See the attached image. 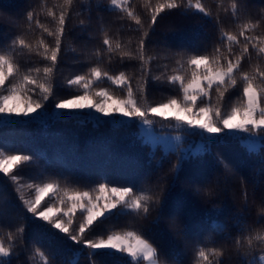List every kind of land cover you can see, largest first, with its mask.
I'll use <instances>...</instances> for the list:
<instances>
[{"label":"trees","instance_id":"16d2710c","mask_svg":"<svg viewBox=\"0 0 264 264\" xmlns=\"http://www.w3.org/2000/svg\"><path fill=\"white\" fill-rule=\"evenodd\" d=\"M201 2L210 16L193 15L194 10L174 9L161 13L154 28L148 29V8L154 7L156 0H130L129 6L143 23L141 29L118 9L106 10L109 0H74L52 77L54 95L46 102L50 104L46 112L56 109L55 104L61 99L82 95V86H69L67 81L77 75L88 77L92 67H99L110 75L125 73L136 102L142 107H154L181 96L178 85L166 82L169 75L190 76L187 65L181 67L177 61L191 54H212L217 46L225 51L220 39L222 30L238 36L240 43L232 45L234 54L240 53L245 43L244 37L238 35L243 23L260 20V27L246 31L245 35H264V0ZM233 2L237 4L235 15L231 9ZM62 3L63 0H0V53L11 55L21 74L30 68L42 69L48 62L34 51L29 53L27 49L12 47V41L21 36L34 47L40 39L54 46V37L37 27L36 21L54 31L56 21L47 12L52 9L58 17ZM29 12L33 13L31 22L27 19ZM145 30L149 32L145 59L153 57L147 64V77L138 58L121 59L118 52H107L103 44L107 33L113 42L118 40L124 50L135 54ZM257 46H260L258 42ZM249 49L250 55L243 58L240 71L251 73L257 64L264 69V54L258 56L251 45ZM162 74V79H154ZM40 75L42 78V72ZM237 78V87L225 95V112L240 97L239 72ZM145 79L147 87L141 94L139 86ZM14 82L15 78L8 83ZM102 88L114 98L126 97V88L117 87L107 79L94 82L92 92ZM215 96L213 90V103ZM162 119L158 117L159 121ZM262 146L249 151L239 138L225 136L218 143L212 140L203 152L183 157L175 150L165 152L160 147L152 148L140 136L135 121L114 124L107 116L93 119L67 111L44 119H0V151L6 155L32 156L29 164L15 170L21 177L20 184L25 186V198L35 197V189L27 188L28 184L42 185L49 181L58 182L61 189L88 191L93 197L100 194L98 185L101 183L109 187H132L136 194L151 196L149 213L101 218L86 232L85 238L106 239L112 233L136 231L157 248L159 264H196L195 250L201 246L221 249L223 255L216 259L222 264H249L252 256L258 260L264 253V241H254L251 253L246 255L244 237L256 232L264 235ZM16 187L0 173V237L7 243L9 232L16 236L10 257L12 264H44L34 255L37 248L45 253L48 264H70L71 261L93 264L91 250L74 244L64 233L52 229L63 238L57 240L36 223L26 220ZM61 196L62 192L49 193L42 204L59 207ZM65 206L67 204H62ZM82 220L83 216L76 212L73 228H78ZM19 227L24 228L23 233H17ZM6 259L9 258H1L0 262ZM129 260L127 254L116 253L96 256L95 264H128Z\"/></svg>","mask_w":264,"mask_h":264},{"label":"snow or ice","instance_id":"6c2138e0","mask_svg":"<svg viewBox=\"0 0 264 264\" xmlns=\"http://www.w3.org/2000/svg\"><path fill=\"white\" fill-rule=\"evenodd\" d=\"M74 0H63L60 6L61 10L57 17L52 9H48L47 15L53 17L56 21L55 30L40 24L37 20V27L47 33L49 37H54L55 45L49 46L43 39H40L37 46L29 44L21 36H17L12 41V47H20L27 49L29 53L35 52L44 61L48 63L41 69L40 67L30 68L23 74L20 73V67L14 58L6 53H0V116H24L29 117L38 111H46L50 104H46L54 95L52 85V77L56 65L59 62V54L61 51L62 37L65 31L66 18ZM130 0H109L108 11L119 10L133 20L143 29L141 18L129 6ZM174 9H182L184 11L194 10L193 15L203 14L204 17L210 16V12L205 8L201 0H156L154 7L149 6L148 13L150 20L148 29H153L157 23L158 17L165 11ZM233 15L236 13L237 4H231ZM27 19L29 22L33 19V13L29 12ZM261 21L253 22L248 20L240 25L239 36L244 37L240 53L232 52V45L239 44L238 36L232 32L221 31V42L224 44L225 51L220 46L214 49L212 54H191L186 59L177 61L183 67L185 64L190 70V76L181 74H173L166 77V82L170 85H178L181 96L173 97L164 103L157 104L154 107H142L134 99V90L129 83L128 76L121 72L118 75H110L106 71H102L99 67L89 69V76L77 75L73 79H69L67 84L80 85L84 89L82 95L74 96L71 99H61L55 104L56 109H77L85 108L95 109L98 113L108 115L112 112H120L125 117L137 118L143 124L150 125L152 121L148 118L149 113L156 116L167 118L170 110L172 119L177 125L186 124L188 128H199L206 132L210 137H215L214 143L219 142V135L225 130L229 132L236 131L247 133L249 136L260 137L259 142L264 145V69L257 64L251 73L240 71L243 58L250 55L249 45L251 49L256 51L257 55L264 54V35L246 36V31H254L260 27ZM149 36L147 30L143 31L137 52L124 50V46L117 40L113 42L104 34L103 44L107 46L109 53L118 52L121 59L128 57L129 59L138 58L141 62V68L145 77L148 75V62L153 59L149 56L145 59L146 42ZM255 41V42H254ZM259 43V47L257 46ZM114 44V46H113ZM99 51L97 55H99ZM174 73L176 70H173ZM41 72L43 74L41 78ZM239 72V81L242 82V90L238 101L234 103L230 110L224 111L225 95L230 90L237 87ZM35 74V75H34ZM161 77L154 79L160 80ZM90 77V78H89ZM15 78L14 83H8ZM107 79L112 84L120 88H126L125 98H114L107 89H99L92 92L94 82ZM147 87V80L140 84L139 91L141 94ZM37 89L39 90L37 92ZM216 93L215 103H213L212 93ZM112 101L115 107L108 105V101ZM196 134V133H194ZM252 143L249 144L248 142ZM257 140H246V147L249 151H253ZM264 150V146H262ZM199 151V149L197 150ZM32 156L26 154L6 155L0 151V173L8 177L17 187L16 192L20 193V200L25 209L24 218L30 222L36 223L38 228L44 229L57 240H62L57 232L64 233L68 240L76 245H82L83 248L91 250L93 264H95L96 256L116 255V253H125L130 258L128 264H159L158 250L151 243L143 238L136 231H125L123 233H112L106 239L99 238L96 240L86 239V232L91 229L95 222L101 218L107 219L112 216L128 215L131 213L147 214L150 211L149 204L152 197L145 194H136L132 187H109L106 183L98 185L100 193L106 191L111 195L107 197L93 196L88 191H79L69 189L67 187L61 189L58 182L49 181L42 185L28 184L26 187L35 189V197L25 198L23 194L24 185L20 184L21 177L16 174L17 169L31 162ZM62 192L59 199L60 204H67L66 210L56 208L58 215H53L54 208L51 205L44 206L42 201L44 197L51 193L55 195ZM103 199V203L101 200ZM79 209L83 216L82 222L78 228H73V216ZM28 214H31L30 216ZM67 218L66 220L64 218ZM44 221L46 224H41ZM50 225L51 227H47ZM17 233H23L24 228L16 229ZM16 236L9 232L7 234V243L4 238L0 237V258H9L0 262V264H12L10 257L14 249V240ZM244 240L247 244L246 255L251 253L254 241H264V235L256 232L255 235L245 236ZM66 243V241H64ZM237 245L240 240H237ZM105 249L109 251L100 252L98 250ZM114 250V251H111ZM35 256H38L44 264H48L47 257L39 248L35 250ZM223 255L221 249L214 247H198L195 250L196 264H222L218 259ZM123 259V258H122ZM73 264V261L70 262ZM74 264H78L75 261ZM249 264H264V255H260L258 260L252 256Z\"/></svg>","mask_w":264,"mask_h":264},{"label":"rangeland","instance_id":"374dc122","mask_svg":"<svg viewBox=\"0 0 264 264\" xmlns=\"http://www.w3.org/2000/svg\"><path fill=\"white\" fill-rule=\"evenodd\" d=\"M108 3V7H109ZM108 105L111 107H115L113 102L110 100L107 102ZM62 111H67V112H72L80 116L84 117H90V118H97L100 116H107L112 118V123L118 124V123H129L132 121H135L137 125L139 126V134L142 137V139L147 142L152 148L155 147H160L163 151H171L175 150L180 153L181 156L186 157L191 154H198L203 152L206 148L208 143H210L212 140H215V137H210V135L206 132H203L199 128H188L186 124H181L177 125L176 121L172 119L170 110H165L166 112H169V115L167 118L161 117V116H156L154 114L149 113L148 118L152 121L150 125H145L143 124L139 119L137 118H129L123 116L122 113L120 112H112L108 115H105L103 113H98L95 111V109H82V110H77V109H54L52 112H44V111H38L37 113H33L29 117H33L36 119H44L47 117L54 116ZM158 117L163 118L161 121L158 120ZM14 118H27L24 116H0L1 120L9 121L13 120ZM165 119V120H164ZM169 119V122L166 120ZM196 133V134H194ZM225 136H232V137H237L240 139V141L246 145V140L248 139H255L257 142L255 143L254 147L252 150H257L261 143L259 140L261 139L260 137L256 136H249L247 133H241V132H236L232 131L229 132L228 130H225V132L221 133L219 135V139H223ZM249 144L252 142L249 141ZM199 149V151H197ZM111 193L106 191L104 193H100L97 196L100 197H107L110 196ZM95 196V197H97ZM93 197V198H95ZM101 203H103V199L101 200ZM54 212L53 215H57L58 213L55 212L56 208H61L66 210L67 206L62 207V204H60L59 207H54ZM79 209H77V212ZM66 218V217H65ZM105 250V249H102ZM109 251V250H108ZM114 251V250H111ZM264 255V253L260 254ZM259 255V256H260ZM258 256V258H259ZM1 259V258H0ZM145 264V262L143 263Z\"/></svg>","mask_w":264,"mask_h":264}]
</instances>
